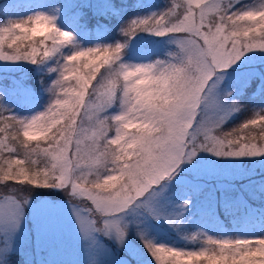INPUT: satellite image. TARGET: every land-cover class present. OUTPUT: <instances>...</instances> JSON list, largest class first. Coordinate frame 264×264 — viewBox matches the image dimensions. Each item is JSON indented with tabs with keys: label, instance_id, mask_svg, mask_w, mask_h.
I'll use <instances>...</instances> for the list:
<instances>
[{
	"label": "snow or ice",
	"instance_id": "6c2138e0",
	"mask_svg": "<svg viewBox=\"0 0 264 264\" xmlns=\"http://www.w3.org/2000/svg\"><path fill=\"white\" fill-rule=\"evenodd\" d=\"M236 2L168 0L163 11L120 29L128 38L141 31L171 36L178 51L168 59L123 63L126 42L78 48L48 69L57 75L44 111L18 118L0 105V264L14 251L28 203L27 195L18 198V186L64 190L83 238L102 233L122 244L128 225L121 214L135 205L159 218L156 186L183 160L200 151L264 155V113L217 131L226 112L239 110L216 94L218 73L245 52L264 51V5L232 10ZM55 21L38 12L0 25V61L55 57L73 41ZM137 235L154 264H264V237H206L198 250H183Z\"/></svg>",
	"mask_w": 264,
	"mask_h": 264
},
{
	"label": "rangeland",
	"instance_id": "374dc122",
	"mask_svg": "<svg viewBox=\"0 0 264 264\" xmlns=\"http://www.w3.org/2000/svg\"><path fill=\"white\" fill-rule=\"evenodd\" d=\"M167 4L168 0H0V25L39 12L54 15L57 27L73 34L71 44L42 64L0 61V74L18 75L15 81L25 92L24 110L10 114L26 118L44 111L52 98L47 88L57 75L48 69L78 48L126 42L123 63L149 64L168 59L169 53L178 51L171 36L141 31L128 38L120 32L121 26L133 18L159 13ZM260 5L264 0H238L232 10ZM111 10L115 15L108 23L106 11ZM89 22L91 31L87 29ZM28 67H37L45 74L43 92L24 84L21 74ZM218 75L222 79L216 85V94L224 105L232 101L239 105L238 111L226 112L218 132L236 128L254 112L264 113V51L245 52ZM156 190L159 194L153 206L162 215L154 218L143 207L131 206L121 214L122 222L128 225L122 244L102 233L83 238L64 190H50L46 199L29 195L8 264H154L138 232L153 244L183 250H198L206 237H264V155L221 158L200 151L191 160H183L171 179L165 178ZM173 217L176 220L170 223Z\"/></svg>",
	"mask_w": 264,
	"mask_h": 264
},
{
	"label": "trees",
	"instance_id": "16d2710c",
	"mask_svg": "<svg viewBox=\"0 0 264 264\" xmlns=\"http://www.w3.org/2000/svg\"><path fill=\"white\" fill-rule=\"evenodd\" d=\"M114 15L115 12L113 10L106 11L107 18L105 19H109L108 23H111L113 21ZM87 29L88 31L92 30L91 22L88 23ZM98 37L102 38V35H99ZM21 75H23L25 78L24 84L30 86V88L35 92H39V93L43 92L47 78L42 71H38L37 67L25 68L22 71ZM21 75H19V77ZM17 77L18 75L15 76V75L0 74V105L8 109L9 113L19 112L25 108L24 103L22 102L25 92H22L23 88L16 83L15 79ZM18 187L20 193L18 195V198H21L23 195H27V196L31 195V197L43 198L47 196V193H49L50 190L55 189V188H41V187L28 188L25 186H18ZM4 190L5 189L3 186V182H0V191H4Z\"/></svg>",
	"mask_w": 264,
	"mask_h": 264
}]
</instances>
